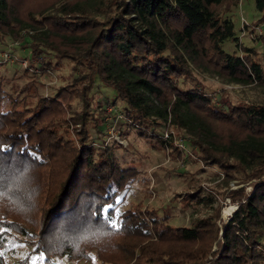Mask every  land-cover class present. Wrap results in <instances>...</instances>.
<instances>
[{"label": "trees", "instance_id": "16d2710c", "mask_svg": "<svg viewBox=\"0 0 264 264\" xmlns=\"http://www.w3.org/2000/svg\"><path fill=\"white\" fill-rule=\"evenodd\" d=\"M255 1L262 10L264 0ZM237 3L58 0L55 13L35 19L19 13L21 0H0V34L37 22L47 34L29 42L31 53L43 46L83 68L53 94L36 95L33 104L23 98L4 104L0 96V248L8 241L27 247L12 264H32L35 257L53 264L64 254L88 259L92 252L100 264H264V105L221 95L215 100L193 70L264 83L256 52L238 42L224 14ZM226 39L241 53L223 49ZM191 80L194 85H186ZM96 81L114 90L126 128L141 138L177 149L172 130L167 137L159 130L172 126L224 182H252L249 192L226 186L237 202L226 223H217L219 207L188 225H172L168 214L152 207H119L135 171L114 156L112 146L121 144L93 143L91 128L100 131L92 111L99 105L90 95ZM75 99L80 109L73 112ZM205 116L232 124L243 136L221 139ZM185 200L214 199L188 192ZM0 264H6L2 253Z\"/></svg>", "mask_w": 264, "mask_h": 264}, {"label": "rangeland", "instance_id": "374dc122", "mask_svg": "<svg viewBox=\"0 0 264 264\" xmlns=\"http://www.w3.org/2000/svg\"><path fill=\"white\" fill-rule=\"evenodd\" d=\"M62 1V0H60ZM58 0H21L19 9L23 18L33 17L40 19L42 15L56 12ZM225 4L216 9L223 12ZM234 25L235 35L241 45L254 49L256 57L264 68V35L258 34L257 25H262L264 30V8L258 9L255 0H238L237 5L229 12ZM244 21L243 28H241ZM37 23V22H36ZM25 27H14L12 32L0 34V96L4 104L12 99L28 100L33 104L36 95L48 96L53 94L58 86L68 83L73 76L82 73L83 68L69 58H57L54 53L43 46V52L31 53L33 38L38 40L45 37L44 27L38 24ZM259 23V24H258ZM26 40V41H25ZM37 40V41H38ZM227 52L241 53L232 39L222 43ZM53 53V54H52ZM194 76L198 83L204 86L205 91L219 99V95L232 103L262 104L264 105V83L258 81L239 82L226 81L224 78L208 71L193 68ZM195 80L187 81L186 85H194ZM219 93V94H218ZM90 95L98 107L92 109L94 117L99 123V132L91 128L94 144L103 140L107 144L119 143L121 146H112L114 156L124 166H133L134 176L120 196L123 197L119 207L139 206L152 207L160 214H168V222L172 225H188L192 218L205 215L212 216L219 207L218 225L226 223L237 207V202L227 196L226 186L238 188L244 186L249 192L252 188L251 181L241 184L224 182V175L215 166H210L196 157L193 151L186 146L187 136L169 125H161L160 133L172 130L174 143L178 138L185 141L184 148L177 149L158 148L153 142L141 138L134 130L126 128L129 125L121 117L122 102L115 98L114 90L101 82L96 81L90 90ZM11 97V98H10ZM217 99V100H218ZM94 105V104H93ZM94 108V107H93ZM103 108L104 110H100ZM80 102L75 99L71 104V111H78ZM217 135L225 140L228 137H242L243 133L232 124L205 116ZM90 120L88 123L91 124ZM125 132L126 134H122ZM196 192L200 196H212V202H199L185 204V195ZM120 196L118 199H120ZM190 202V201H189ZM234 206L227 214L223 215L225 207ZM0 253L4 262L12 264L22 257L27 250L26 245L8 241ZM34 259H38L35 257ZM33 259L32 264H41ZM53 264H100L95 252L88 259L70 258L66 254L55 256Z\"/></svg>", "mask_w": 264, "mask_h": 264}, {"label": "built area", "instance_id": "2783aa9c", "mask_svg": "<svg viewBox=\"0 0 264 264\" xmlns=\"http://www.w3.org/2000/svg\"><path fill=\"white\" fill-rule=\"evenodd\" d=\"M244 23H245V22L242 21L241 28H243ZM245 24H246V23H245ZM262 27H263V26L260 25V24L256 26V31H257V33L260 34V35H261V34L264 35V30H263ZM121 117H124L123 114H121ZM124 119H125V117H124ZM170 132H171V131L163 132V133H161V135H162L163 137H167L168 134H169ZM176 144H177L179 147L184 148V146H185V141H184L182 138H178Z\"/></svg>", "mask_w": 264, "mask_h": 264}, {"label": "bare ground", "instance_id": "6f19581e", "mask_svg": "<svg viewBox=\"0 0 264 264\" xmlns=\"http://www.w3.org/2000/svg\"><path fill=\"white\" fill-rule=\"evenodd\" d=\"M234 206H230V207H225L223 209V215H227L232 209H233Z\"/></svg>", "mask_w": 264, "mask_h": 264}, {"label": "snow or ice", "instance_id": "6c2138e0", "mask_svg": "<svg viewBox=\"0 0 264 264\" xmlns=\"http://www.w3.org/2000/svg\"><path fill=\"white\" fill-rule=\"evenodd\" d=\"M0 151H2V149H0ZM0 168H2V165H0ZM109 207H111V205Z\"/></svg>", "mask_w": 264, "mask_h": 264}]
</instances>
